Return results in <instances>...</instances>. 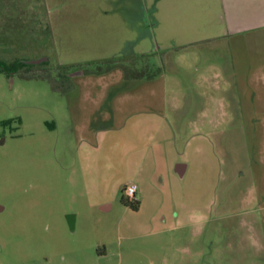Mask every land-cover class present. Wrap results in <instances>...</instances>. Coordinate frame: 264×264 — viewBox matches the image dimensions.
<instances>
[{"label":"rangeland","instance_id":"374dc122","mask_svg":"<svg viewBox=\"0 0 264 264\" xmlns=\"http://www.w3.org/2000/svg\"><path fill=\"white\" fill-rule=\"evenodd\" d=\"M157 1L0 0V60L28 63L0 73V264H264V31L160 72L133 51L200 1ZM169 143L186 175L126 207L146 144Z\"/></svg>","mask_w":264,"mask_h":264},{"label":"crops","instance_id":"0c3cea01","mask_svg":"<svg viewBox=\"0 0 264 264\" xmlns=\"http://www.w3.org/2000/svg\"><path fill=\"white\" fill-rule=\"evenodd\" d=\"M199 1L200 3L196 7H192L193 12L188 17L186 16L187 18L185 19L177 18L171 13H168L167 18L161 15L159 20H155L154 23L151 22L154 24L151 27V35H147L152 39L151 44H148V47L147 42L142 44V48H138L137 51L134 50L132 54L152 56L157 62V68L161 72L162 68L160 64L167 56L169 58L168 63L176 65L172 58L178 51L190 48L203 51V49H207L211 45L212 41L221 42L247 32L264 31V0ZM160 2L161 0H158L156 3V8L158 9L161 7ZM178 2L179 0H176V3ZM144 45L146 47H143ZM262 71L264 70L262 69ZM159 118L161 127L159 126L160 129L158 128L155 131L157 135L163 134L159 139V143L161 141L172 142L175 132L174 126L167 123L163 115H160ZM147 119L149 118L142 116V118L140 117L136 120L139 123V121ZM140 130L142 129L139 128L138 131ZM145 147L147 149L144 150L145 157L143 158L146 161L144 162L143 159V162L136 165L139 177L133 181L136 184L135 199L139 201L137 210L143 205V201L148 194L150 195L151 191L155 192L157 190L155 178L158 175L161 182H164V179L171 181L174 175H178L179 177L186 175L190 166V162L187 160L182 161L184 159L173 148L174 145L172 143H169L168 147L156 146L159 148V152L150 150L148 144ZM261 154L260 149L258 152V163L260 166L262 164L264 166ZM262 188V191L258 193L259 197L262 194L264 195V186ZM169 194L172 195L171 187ZM109 207L110 205L107 202L101 203L100 205L102 210H107ZM247 212H250V210L248 209ZM192 223L194 224V222ZM192 223L182 222L179 224L185 227Z\"/></svg>","mask_w":264,"mask_h":264},{"label":"trees","instance_id":"16d2710c","mask_svg":"<svg viewBox=\"0 0 264 264\" xmlns=\"http://www.w3.org/2000/svg\"><path fill=\"white\" fill-rule=\"evenodd\" d=\"M28 63L24 62L22 59L16 58L10 62H5L0 60V73H5L7 75H12L14 73L19 72L20 69L27 66ZM6 123V122H5ZM121 201L124 205L129 206L130 208L137 210L138 208V201L136 200H124L121 197Z\"/></svg>","mask_w":264,"mask_h":264},{"label":"built area","instance_id":"2783aa9c","mask_svg":"<svg viewBox=\"0 0 264 264\" xmlns=\"http://www.w3.org/2000/svg\"><path fill=\"white\" fill-rule=\"evenodd\" d=\"M124 195L130 201L135 200L136 185L128 184L123 188Z\"/></svg>","mask_w":264,"mask_h":264},{"label":"water","instance_id":"95a60500","mask_svg":"<svg viewBox=\"0 0 264 264\" xmlns=\"http://www.w3.org/2000/svg\"><path fill=\"white\" fill-rule=\"evenodd\" d=\"M35 63L39 62L38 60L34 61Z\"/></svg>","mask_w":264,"mask_h":264}]
</instances>
